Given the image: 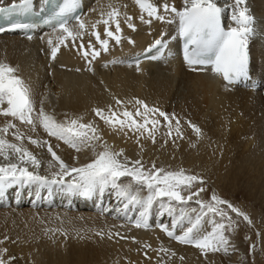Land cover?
<instances>
[{
	"label": "bare ground",
	"instance_id": "1",
	"mask_svg": "<svg viewBox=\"0 0 264 264\" xmlns=\"http://www.w3.org/2000/svg\"><path fill=\"white\" fill-rule=\"evenodd\" d=\"M86 1V11L81 19L88 25L100 19L101 9L110 10L109 4L119 8L120 44L110 40L109 51H101V55L89 65L79 44L83 42L87 49L89 40L95 43L90 27L75 45L71 41L66 47L61 45L55 60L51 58L52 46L48 40L52 38L55 44L57 33L44 32L33 39L3 34L0 35V61L18 69V74L32 89L37 109L43 101L45 111L58 121L80 117L82 123L93 122L102 137L100 143L106 142L116 151L123 149L131 160L141 159L146 168L155 162L157 167L168 170L183 168L189 174L203 177L204 184L196 187H204L205 191L200 194L204 201L210 200L215 192L229 203L240 204L246 215L249 209L256 211L257 228L254 226V229L259 232V237L253 247H260L264 253V0H245V4L240 5L247 7L254 18V31L249 37L252 67L254 75L263 83L257 90L227 85L209 68L199 70L190 67L176 54L163 61L140 63L137 70V66L127 64V60L143 53L158 39L172 45L179 17L161 10L165 20L152 18L148 24L139 19L142 13L135 0ZM152 2L157 6L167 2L178 10L184 7V0ZM217 2L228 17L230 27L236 26L231 19L238 11L236 0ZM124 13L133 18L135 31L124 23ZM143 15L148 19L146 13ZM111 28L115 30V25L112 24ZM97 31L103 36L102 23L97 25ZM129 38L134 43H129ZM96 46L99 48L98 44ZM114 60L117 62L113 63ZM134 98L174 117L171 136L168 135V122L158 126L153 142L147 133L138 136L132 131H120L104 124L93 111L101 107L107 112L109 105L113 110L122 111L115 100L127 102ZM126 107L135 111L132 104H126ZM11 119L0 116V126ZM177 119L182 137L175 131ZM13 122L26 136L47 140L69 166L79 167L93 158L90 148L81 146L77 152L63 141L50 137L39 124L32 131L28 125ZM189 122L201 129L199 135ZM7 139L15 142L10 134ZM24 145L41 161L37 170L40 175L51 177L59 170L55 161L49 167L52 156L47 146L33 145L27 139ZM29 170H33L31 166ZM68 179L71 177H65ZM130 180V177L121 178L123 183ZM11 187L14 202L11 193L8 199L6 195L0 197V241H3L0 250L7 249L2 253L6 261L14 257L10 264H234L235 261L243 264L252 261V253H248V227L242 215L232 213V227L225 233L231 245L227 253L222 250L203 252L168 237L159 225L171 226L172 217L167 213L160 215L156 206L149 218L150 227L138 228L133 222L135 212L125 216L116 211L122 205L111 191L103 196L85 197L63 192L58 186H53L51 191L38 184ZM9 191L10 187L4 194ZM141 194L146 195V190ZM61 197L66 200L58 202L56 199ZM7 200L10 204L4 205L3 201ZM53 200L57 202L56 206L38 204ZM81 200L87 202V208H80ZM75 201L78 202L76 209L67 208ZM189 207L198 206L189 202ZM105 208L109 210L104 211ZM77 215L88 218V221H77ZM212 219L211 214L205 217L204 233L211 231ZM215 219L219 221L220 217ZM98 220L107 221L106 225L100 224L101 221L98 223ZM188 226L185 222L184 228ZM57 228L62 231H47ZM182 231V228L176 229L177 234ZM161 248L168 251L163 252Z\"/></svg>",
	"mask_w": 264,
	"mask_h": 264
},
{
	"label": "snow or ice",
	"instance_id": "2",
	"mask_svg": "<svg viewBox=\"0 0 264 264\" xmlns=\"http://www.w3.org/2000/svg\"><path fill=\"white\" fill-rule=\"evenodd\" d=\"M135 3L141 10L142 14L139 19L143 23L150 24L152 18L165 20L166 17L160 14L161 10L175 13L179 17V34L185 40L184 59L189 65H210L212 70L221 74L228 83L248 78V43L254 31L252 26L254 18L249 14L247 7H240L245 4V0H236L238 11L232 16L236 26L227 29L222 25L223 9L217 0H184L183 10H178L167 2L162 6H157L152 0H135ZM2 4L3 0H0V5ZM32 6L33 0H19L18 3L13 0L7 6H0V17L9 22L8 30L34 28V25L15 20L17 16L31 11ZM78 8L79 0H63L58 10L45 20V24L52 28L53 33H57L55 44L52 38L48 40L49 45L52 46L51 58L55 60L60 46H68V41L75 45L90 27V35L95 37V43L89 40L87 49L83 42L79 44V48L83 50V57L90 65L101 55V51H109L110 40L116 44L121 43L122 28L119 19L121 13L118 7L109 4L110 10L101 9L100 19L88 25L80 15L75 14ZM143 13L147 14L148 19H145ZM72 20L77 22L75 26H72ZM101 23L104 25L103 37L97 31V25ZM124 23L129 29L136 30L133 18L127 13H124ZM112 24L115 25V30H112ZM5 30L4 27H0V32ZM129 43H134V41L129 38ZM163 43L162 39H158L149 46L147 51ZM190 46L194 47L190 48ZM89 57L91 59H88ZM152 58L155 59V57ZM135 63L139 70V60ZM115 103L118 109L123 108V110H113L109 105L107 112L101 107H96L93 111L100 120L112 128L120 131L127 129L138 136L147 133L153 142H155V133L161 123L157 117H162L168 122V135L171 136L174 117L158 107L149 106L144 100L136 98L127 102L116 99ZM126 104H132L135 111L128 110ZM0 116L12 118L0 126V161H2L0 162V193H3L7 187L17 184H38L47 187L49 191L53 186H58L63 192L85 197L103 196L105 192L111 191V194L122 205L121 208L116 209L117 212L125 216L129 212L136 213L133 220L136 227H150L149 218L152 209L156 206L160 215L167 213L172 217L171 226L165 223L159 225L168 237L193 245L203 252L222 250L227 253L231 246L229 237L225 233L231 229L232 221L221 205H226L227 209H231L232 212L242 215L245 220L251 222L246 214L240 212L228 201L221 199L215 192L212 193L210 200L201 199L200 194L205 189L196 186L204 184L203 177L189 174L183 168L168 170L164 167H157L155 162L150 168H146L141 159L131 160L124 154L123 149L116 151L106 142L100 143L102 137L93 122L82 123L80 117L58 121L54 115L45 111L43 101L37 109L31 87L18 74L16 67L4 61H0ZM13 121L30 126L32 131H35L39 124L50 137L63 141L77 152L81 150V146L90 148L93 158L79 167L69 166L57 155L53 150V145L47 140L26 136ZM189 123L194 132L199 135L201 129ZM175 131L177 136L182 137L178 119ZM9 134L14 137L15 142L7 139ZM25 139L33 145L47 146V151L52 156L49 167L53 166V161L59 167V170L51 177L39 174L37 170L41 161L24 145ZM29 166L33 170L30 171ZM65 177H71V179L65 180ZM126 177H130L131 180L128 183L121 182V178ZM193 188H195L194 191ZM142 190H146L147 194L142 195ZM189 202H193L198 207H189ZM108 210L104 209V211ZM209 214L213 217L210 221L211 231L204 233L203 224L205 217ZM217 216L220 217L219 221L215 219ZM185 222L189 225L186 228H184ZM177 228L183 229L181 234H177ZM47 231L55 233L62 229H48ZM98 235L103 234L98 233ZM160 250L168 251L164 248ZM6 251L7 249L0 250V264H10L14 259L10 257L6 261L2 255Z\"/></svg>",
	"mask_w": 264,
	"mask_h": 264
},
{
	"label": "rangeland",
	"instance_id": "3",
	"mask_svg": "<svg viewBox=\"0 0 264 264\" xmlns=\"http://www.w3.org/2000/svg\"><path fill=\"white\" fill-rule=\"evenodd\" d=\"M167 113V112H166ZM159 120H160V122L161 123H163V122H167V121H165L162 117H157ZM104 123V122H103ZM160 123V124H161ZM105 124V123H104ZM107 125V124H106ZM125 131H128L127 129L125 130ZM129 133L131 132V131H128ZM216 195H218V196H220V193H215ZM228 198V197H227ZM229 199V198H228ZM230 200V199H229ZM231 201H232V199H231ZM235 208H237V209H239V211L240 212H242L243 213V211H244V209L241 207V205L240 204H238V203H234V201L233 202H230ZM221 208H223V209H225L226 211H227V213H228V215L231 217V220H232V213H235V212H232L231 211V209H227V206L226 205H221ZM236 214V213H235ZM100 215V214H99ZM247 216L249 217V220L251 221L250 223H249V221L248 220H244L245 222H246V224H247V230H248V233H249V235H248V244H249V254L251 255V253H252V256H251V260L252 261H250V262H244L243 264H264V253L262 252V250H261V248L260 247H253V245H255V243H256V241H257V239H258V237H259V232L258 231H256L255 229H254V226H255V224H256V222H255V220H256V218L258 217V215H257V212L256 211H251L250 209L247 211ZM254 216V217H253ZM251 217V218H250ZM79 218V219H78ZM110 218V217H109ZM76 219H77V221H79V222H86V221H88V218H83V216H78L77 215V217H76ZM233 220H234V218H233ZM92 221H94V220H92ZM101 221V222H100ZM98 223L100 222V224H102V225H106V222L107 221H102V220H98L97 221ZM103 222V223H102ZM102 225H101V227H102ZM258 225H260V221L258 222ZM104 227V226H103ZM102 227V228H103ZM256 227V226H255ZM257 228V227H256ZM57 232H59V231H57ZM57 232H55V233H57ZM119 233V231H117L116 232V234H118ZM103 235L102 236H104L105 234L104 233H102ZM112 234H113V232H112ZM254 236V237H253ZM250 241V242H249ZM254 241V242H253ZM250 244H251V246H250ZM251 250V251H250ZM218 252H220V251H218ZM213 253H217V252H213ZM253 257V258H252ZM240 262V261H239ZM238 263V261H235L234 262V264H237ZM239 264V263H238Z\"/></svg>",
	"mask_w": 264,
	"mask_h": 264
}]
</instances>
